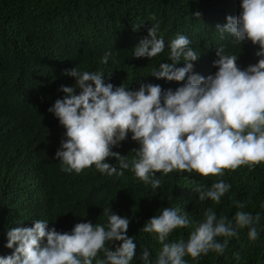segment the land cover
<instances>
[{"label":"trees","instance_id":"1","mask_svg":"<svg viewBox=\"0 0 264 264\" xmlns=\"http://www.w3.org/2000/svg\"><path fill=\"white\" fill-rule=\"evenodd\" d=\"M240 11V0H0V257L12 254L5 244L6 233L13 228L45 220L49 229L70 232L78 223L106 224L110 208L111 213L130 219L126 235L134 237L136 244L133 264H143L144 251L155 259L162 248L154 234L143 232V225L161 209L180 207L195 223L211 207L218 217L229 219L241 210L254 216L259 213V238L252 241L248 229H240L222 255L209 252L196 260L185 257L187 264H264V162L225 169L223 176L201 177L176 170L157 173L162 186L155 192L131 168L123 176L102 174L95 165L65 174L54 159L65 129L48 111L62 98L61 86L75 85L73 78L64 75L66 70L75 66L82 71L102 70L117 81L114 58L121 56L129 55L134 64L122 69L121 82L159 84L163 90L181 86L183 82L151 78L145 64L132 57L131 52L156 23L166 47L151 62L165 55L164 62L170 63L168 45L185 35L200 54L194 72L205 78L218 71L213 62L221 46L226 54L238 56L241 70L255 65L258 46L250 41L236 44L227 34L221 39L216 30L226 23V17H236ZM109 51L113 58L102 64ZM105 82L111 83L109 79ZM138 148L129 133L112 151L131 162ZM104 162L118 164L114 158ZM219 180L229 183L230 191L219 204L201 202L193 189L210 187ZM191 231L174 230L167 242L186 240ZM237 253L239 262L234 259Z\"/></svg>","mask_w":264,"mask_h":264},{"label":"clouds","instance_id":"2","mask_svg":"<svg viewBox=\"0 0 264 264\" xmlns=\"http://www.w3.org/2000/svg\"><path fill=\"white\" fill-rule=\"evenodd\" d=\"M240 9L238 16L226 17V23L216 30L221 39L227 34L236 44L250 41L258 46V62L244 70L237 65L238 56L226 54L221 46L215 50L213 62L218 71L207 78L195 73L194 62L200 54L185 35H178L168 45L170 63L164 62L165 55L151 62L166 47L158 35L159 23L151 25L131 54L151 71V78L183 82L175 90H163L159 84L121 82L122 69L134 65L129 55L114 58L117 81L102 70L82 71L76 66L66 70L64 75L73 78L75 85L61 86L62 98L48 109L65 129V139L54 156L60 171L80 173L95 165L102 174L123 176L131 168L155 192L162 186L157 173L176 170L201 177L223 176L225 169L264 162V0H240ZM199 17L196 12L195 18ZM110 58L112 52H106L101 63L107 64ZM180 64L183 66L177 67ZM156 65L159 67L154 69ZM129 133L139 145L131 162L112 151ZM106 158H114L118 164L106 163ZM230 188L219 180L193 191L201 202L219 204ZM237 207L243 209L244 205ZM260 221L259 213L254 216L241 210L229 219L218 217L209 207L203 219L193 223L182 208L167 207L143 225V232L154 234L161 250L155 259L149 251L140 259L143 264H187L185 257L196 260L209 252L222 255L240 229H248V238L257 240ZM48 223L35 220L31 227L9 230L5 247L13 251L0 257V264H93L94 260L96 264H133L136 244L134 237L126 235L130 219L111 213L110 208L106 224L83 222L61 233L49 229ZM187 228L192 231L186 240L167 242L174 230ZM100 253L103 258H98ZM234 259L240 261L238 253Z\"/></svg>","mask_w":264,"mask_h":264}]
</instances>
